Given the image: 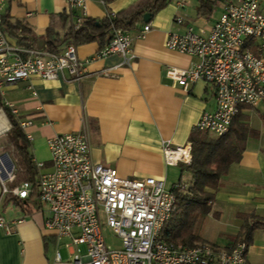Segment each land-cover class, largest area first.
I'll use <instances>...</instances> for the list:
<instances>
[{
    "label": "crops",
    "instance_id": "obj_1",
    "mask_svg": "<svg viewBox=\"0 0 264 264\" xmlns=\"http://www.w3.org/2000/svg\"><path fill=\"white\" fill-rule=\"evenodd\" d=\"M136 0H88L86 17L103 19L107 12L121 14ZM209 13L218 14L228 2L236 0H205ZM201 0H170L149 22L138 23L131 31V61L124 64L120 53L95 57L103 47L97 41L76 46L77 56L88 59L87 75L75 80L59 74L51 81L38 76L5 85L1 99L10 107L18 121H30L26 128L32 139L29 150L43 171L50 168L46 139L57 133L86 132L91 157L95 162L116 169L123 178L152 176L164 178L167 188L176 182H191L184 170L186 163H173L164 157L166 144L171 147L189 143L191 131L201 113L212 110L214 95L203 81H196L184 90L166 75L168 67L186 68L195 58L168 49L166 33L184 32L186 24L201 26L205 13H199ZM264 12V0L260 3ZM3 15L30 30L32 47L42 48L46 30L60 37L71 22L64 0H3ZM175 16L184 17L176 24ZM66 19V20H65ZM145 24L150 29L138 32ZM30 36V37H31ZM12 45L25 46L7 34ZM106 72V73H104ZM0 113L9 121L2 109ZM240 113L247 118L251 134L241 159L233 163L220 179L211 211L199 225L200 240L216 247L237 241L244 219L254 215L264 219V101L244 106ZM37 168V167H36ZM38 172V171H37ZM24 207L14 197L1 206L7 220L23 217V221L6 232L0 228V264H52L58 245L55 232L45 228L47 207L33 208L29 200ZM20 202V201H19ZM61 242V241H60ZM54 247L52 257L49 248ZM248 264H264V228L256 227L247 250Z\"/></svg>",
    "mask_w": 264,
    "mask_h": 264
},
{
    "label": "built area",
    "instance_id": "obj_2",
    "mask_svg": "<svg viewBox=\"0 0 264 264\" xmlns=\"http://www.w3.org/2000/svg\"><path fill=\"white\" fill-rule=\"evenodd\" d=\"M70 25L78 28L86 18L88 0H64ZM261 0H236L225 4L220 13L205 15L201 26L186 24L184 32L166 33L168 49L187 54L195 61L186 68L168 67L166 75L184 90L196 81H203L214 95L212 110L198 118L196 129L215 136L229 132L235 116L244 106L264 101V12ZM3 0H0V90L7 84L38 76L51 81L59 74L75 80L87 75L88 59L81 60L76 46L70 44L59 53L42 48L12 45L1 27ZM77 13V16H74ZM113 17L115 13L107 12ZM183 24L182 16H175ZM150 29L145 24L137 36ZM132 37L120 28H113L112 37L95 57L120 53L124 64L131 61ZM106 73V72H104ZM13 112V111H12ZM26 132L30 121H18ZM9 127L0 130L7 131ZM50 168L36 163L34 181L15 183V164L7 171L0 154V228L6 232L23 221V217L7 220L1 206L8 197L25 201L36 196L46 204L45 228L64 240L67 256L55 249L52 264H248V244L241 239L226 247L206 241L192 246L164 238V226L175 211V189H186L180 180L167 188L164 178L152 176L123 178L116 169L95 162L91 157L86 132L57 133L46 139ZM190 143L171 147L166 144L164 157L176 163L189 164ZM8 154V153H7ZM170 154H177L170 160ZM9 156V155H8ZM7 178L2 179V172ZM120 239L121 247L107 244L105 230Z\"/></svg>",
    "mask_w": 264,
    "mask_h": 264
},
{
    "label": "trees",
    "instance_id": "obj_3",
    "mask_svg": "<svg viewBox=\"0 0 264 264\" xmlns=\"http://www.w3.org/2000/svg\"><path fill=\"white\" fill-rule=\"evenodd\" d=\"M107 3L112 0H102ZM170 0H136L123 13L103 19L85 18L78 28L68 26L64 34L56 36L51 28L46 30L44 46L52 53H59L70 44L82 45L97 41L103 46L112 37L113 28L131 31L138 23L143 22V15L150 13L151 18L164 8ZM199 13L208 14L211 9L207 1L201 0ZM74 13V16H77ZM66 20V19H65ZM1 27L6 34L16 38L17 42L32 47L30 40L34 39L30 30L19 22H12L5 14L2 16ZM31 36V37H30ZM0 109L9 121L10 128L6 134L14 147L15 183L34 181L37 168L29 150L27 140L20 124L9 106L3 103L0 95ZM253 134L247 125V118L240 111L233 119L230 130L222 136H215L198 129L191 131V159L184 170L191 175V182L186 189H175V211L164 226V238L182 242L192 246L200 240L197 232L202 218L211 211L215 192L219 189L220 179L233 163L239 162L245 149L247 138ZM24 207L23 201H18ZM256 227L264 228V219L254 215L245 217L240 227L237 241H251L252 232Z\"/></svg>",
    "mask_w": 264,
    "mask_h": 264
},
{
    "label": "rangeland",
    "instance_id": "obj_4",
    "mask_svg": "<svg viewBox=\"0 0 264 264\" xmlns=\"http://www.w3.org/2000/svg\"><path fill=\"white\" fill-rule=\"evenodd\" d=\"M215 16L219 14H216V12L213 13ZM8 127L10 128V124L8 123ZM7 131L0 132V154L1 153H8L9 157L14 161L13 159V153H14V147L10 143V137L6 134ZM29 206L33 208H37L39 206L46 207V204L41 202L38 198H31L29 200ZM105 239L107 244L112 246L113 248H120L121 242L120 239L112 232V230L107 229L105 230ZM57 248L63 258H66V248L64 247V240L61 242H58ZM54 247L49 248V255L50 258L52 257Z\"/></svg>",
    "mask_w": 264,
    "mask_h": 264
},
{
    "label": "water",
    "instance_id": "obj_5",
    "mask_svg": "<svg viewBox=\"0 0 264 264\" xmlns=\"http://www.w3.org/2000/svg\"><path fill=\"white\" fill-rule=\"evenodd\" d=\"M150 19H151L150 13H145L143 15V21L145 23L149 22ZM1 156L6 160L7 171L10 172L12 170V168H13L12 160L10 159V157L8 156L7 153H2ZM1 177H2V179H6L7 178V173L5 171H3Z\"/></svg>",
    "mask_w": 264,
    "mask_h": 264
},
{
    "label": "bare ground",
    "instance_id": "obj_6",
    "mask_svg": "<svg viewBox=\"0 0 264 264\" xmlns=\"http://www.w3.org/2000/svg\"><path fill=\"white\" fill-rule=\"evenodd\" d=\"M8 125L6 124V120L3 117V115L0 113V130L5 129ZM177 154H170L168 158L170 160H174L176 158Z\"/></svg>",
    "mask_w": 264,
    "mask_h": 264
}]
</instances>
